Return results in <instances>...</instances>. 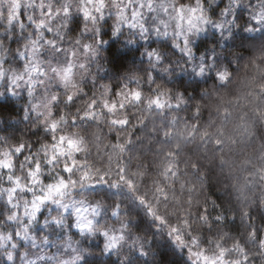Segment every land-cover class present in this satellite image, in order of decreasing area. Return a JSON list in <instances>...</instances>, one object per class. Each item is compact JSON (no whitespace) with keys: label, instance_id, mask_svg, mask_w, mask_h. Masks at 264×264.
Returning <instances> with one entry per match:
<instances>
[{"label":"clouds","instance_id":"obj_1","mask_svg":"<svg viewBox=\"0 0 264 264\" xmlns=\"http://www.w3.org/2000/svg\"><path fill=\"white\" fill-rule=\"evenodd\" d=\"M0 264H264V0H0Z\"/></svg>","mask_w":264,"mask_h":264}]
</instances>
